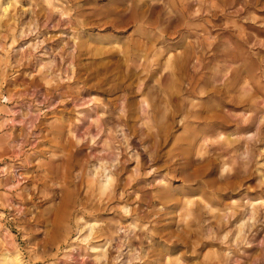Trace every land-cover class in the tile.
Returning a JSON list of instances; mask_svg holds the SVG:
<instances>
[{
  "label": "rangeland",
  "instance_id": "obj_1",
  "mask_svg": "<svg viewBox=\"0 0 264 264\" xmlns=\"http://www.w3.org/2000/svg\"><path fill=\"white\" fill-rule=\"evenodd\" d=\"M15 263L264 264V0H0Z\"/></svg>",
  "mask_w": 264,
  "mask_h": 264
},
{
  "label": "bare ground",
  "instance_id": "obj_2",
  "mask_svg": "<svg viewBox=\"0 0 264 264\" xmlns=\"http://www.w3.org/2000/svg\"><path fill=\"white\" fill-rule=\"evenodd\" d=\"M10 1V0H9ZM139 2V1H138ZM24 5V4H23ZM9 8V7H8ZM7 10V9H6ZM15 11V10H14ZM172 13H173V10H170ZM47 12V11H46ZM68 11H67V9H62V14H65V15H67L68 13H67ZM61 14V13H60ZM59 15V14H58ZM68 16V15H67ZM139 49V48H138ZM140 50V49H139ZM122 54V56L126 59L124 62L125 63H128V62H130L131 60H130V56H127L126 55V53H121ZM130 60V61H129ZM132 64V66H133V63H131ZM127 67H130L128 64H127ZM142 103L146 106V107H149V103H148V100L146 99V98H143V101H142ZM168 111V109H166L165 108V112H167ZM179 114V113H178ZM171 115H172V112H169V114H168V117H171ZM149 121H147V123H146V131L147 132H150L151 131V129H152V127L149 125V123H148ZM144 123V122H143ZM133 124V123H132ZM160 131V130H159ZM79 143V142H78ZM182 145V144H181ZM187 146V145H186ZM99 165V164H98ZM105 167V166H104ZM95 172V171H94ZM105 173V172H104ZM104 177L102 178V180H100L99 182H98V191H99V196L100 197H103V196H105V198H107L108 199V195H110L111 194V188H112V191H115L116 189H118L119 187H120V183H121V176L119 177V178H115L114 179V177L111 175V174H107V175H103ZM94 178V177H93ZM95 179V178H94ZM110 189V190H109ZM161 198H163V196H159V200L161 199ZM169 197H166V198H164V199H168ZM98 201H100V200H98ZM102 202V201H101ZM187 202V201H186ZM99 203V202H98ZM122 208H126V206H124V207H122ZM189 207H188V211H187V209L185 210V213H186V215H185V218H187V217H189ZM187 211V212H186ZM125 215V214H124ZM182 219H184V218H182ZM218 219V218H217ZM184 221V224H183V227L185 228V229H187V230H189V229H191V225H190V223L188 222V221H185V220H183ZM131 223L134 225V223H136V221H134V219H133V217H132V219H131ZM88 224V223H87ZM137 224V223H136ZM132 225L133 227H134V229L135 228H138V229H140V228H143V225ZM191 232V231H190ZM112 234H114L113 232H109V236L108 237H106L105 238V240H104V243L102 244V245H98L100 248H102L105 244H106V242L108 241V240H111L112 239ZM191 235V234H190ZM99 236V235H98ZM97 247V246H96ZM99 247H97V248H99ZM95 248V247H94ZM80 249V248H79ZM92 250V249H91ZM7 256L6 257H8V254H6ZM99 256V255H98ZM5 257V256H4ZM17 258V257H16ZM15 258V259H16ZM12 259V258H11ZM10 259V260H11ZM14 259V260H15ZM18 260V259H17ZM177 262V261H176ZM16 264V263H15ZM169 264V263H168Z\"/></svg>",
  "mask_w": 264,
  "mask_h": 264
}]
</instances>
